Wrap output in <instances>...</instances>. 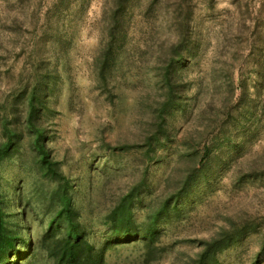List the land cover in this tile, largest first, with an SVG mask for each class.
I'll return each instance as SVG.
<instances>
[{"label":"rangeland","instance_id":"1","mask_svg":"<svg viewBox=\"0 0 264 264\" xmlns=\"http://www.w3.org/2000/svg\"><path fill=\"white\" fill-rule=\"evenodd\" d=\"M54 1L0 0V106L12 102L23 116L25 86L39 80V90L48 88L46 145L91 243L108 239L105 215L131 186L144 177L132 205L142 222L199 167L203 147L211 151L209 178L198 175L178 212L160 220L155 253L141 241L114 243L105 264H188L199 239L242 218H254L257 230L219 260L264 264V252L256 257L264 241V0H191L194 48L173 67L180 101L165 113L168 140L150 160L141 145L167 92L160 73L178 40L180 0H130L119 17L124 36L113 40L115 0H62L47 12ZM29 142L24 133L1 162L0 194L7 223L39 240L55 184L40 175ZM18 263L53 261L40 250Z\"/></svg>","mask_w":264,"mask_h":264},{"label":"trees","instance_id":"2","mask_svg":"<svg viewBox=\"0 0 264 264\" xmlns=\"http://www.w3.org/2000/svg\"><path fill=\"white\" fill-rule=\"evenodd\" d=\"M61 3H63L62 0L54 1L53 8H48L47 12L55 7L58 9ZM129 3L130 0H115L109 27L110 40L115 39L116 36H121V38L124 36L119 17L120 13L127 9ZM193 7L191 0H180L177 7L178 16L174 17V22L178 40L172 46L169 62L161 68L160 73L161 84L166 87L167 92L156 106L154 129L146 135L141 145L147 160L155 155L157 148L165 146L168 140L165 113L180 101L179 83L172 78V71L174 65L181 59H185L194 48L195 41L191 29ZM260 45V50L264 51V43ZM262 53L264 56V52ZM39 86L40 81L37 80L31 86L27 84L24 91L22 90V99H25L23 116L14 109L12 102L0 106V164L19 149L24 133L29 134L30 147L34 152L40 175L55 184L56 205L41 238L36 240L31 233L22 232L19 223L12 226L7 223L0 194V264H19L20 259L36 255L40 250L52 259L53 264H105L104 254L112 244L131 241H141L146 248L147 255H153L156 251L154 245L160 233L158 229L160 220L164 216L170 217L178 212L177 201L189 191L193 186L191 182L198 175L204 179L209 178V159L206 158H209L211 153L210 147H203V158L199 167L190 169L179 188L162 199L158 206L147 214L144 221L138 222L132 213L134 198L141 193L142 186L145 185L144 177L138 185L131 186L119 196L105 215L108 239L100 248H97L88 239L80 213L72 199L70 181L60 170L58 161L51 158L46 145L42 117L44 110L47 109L45 93L48 88L44 87L41 91ZM223 135V139L230 144V136L227 133ZM252 173L249 177L261 175L258 171ZM23 221H26V218ZM257 227L258 223L254 218L228 220V223L220 226L214 235L198 240L200 250L188 264H222L219 255L248 234L256 231ZM263 252L264 241L256 257Z\"/></svg>","mask_w":264,"mask_h":264}]
</instances>
